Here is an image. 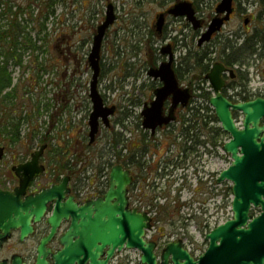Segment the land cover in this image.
<instances>
[{"label": "rangeland", "instance_id": "374dc122", "mask_svg": "<svg viewBox=\"0 0 264 264\" xmlns=\"http://www.w3.org/2000/svg\"><path fill=\"white\" fill-rule=\"evenodd\" d=\"M162 1L53 0L54 13L46 20L45 4L49 0H2L0 13L3 16H0V24L5 25L8 19L13 18L15 30L19 29L20 33L30 37L37 47L33 50L19 45L17 53H23L21 63L15 64L9 60L6 65L12 83L2 94L10 92L11 98L5 103L0 121L18 124L19 138L13 141V135L0 136V145L4 148L0 161V182L3 185L13 187L17 183L11 167L28 160L30 154L43 143L47 144V148L41 163L47 166L49 173L59 169V162H62L64 165L74 163L84 166L91 171V175L99 173L102 163L111 161L114 150L121 151L120 144L114 149L111 147L113 132L126 131L124 137L129 140L128 144L131 142L135 145L137 140L141 146L147 144L148 139L138 137V116L143 102L150 96L152 80L146 73L147 69L151 61L159 56L157 49L160 43L153 37L151 24ZM108 3L112 4L118 18L109 26L108 34L103 39L98 91L108 103L117 106V113L110 116L108 127L100 122V130L98 128L93 143H90L88 117L92 109L89 98L92 69L88 64V55L92 46V32L104 17ZM252 5L255 6V3ZM9 9L10 13L6 17L4 14ZM255 62V67L248 68L249 75L254 79L264 69V55L257 52ZM196 126L200 128L198 124ZM213 126L208 123V127ZM162 130L168 131L170 128ZM207 135L209 137L208 130ZM157 139L158 145L151 141L150 147H154L161 157L157 153H147L144 160L146 168L124 161L118 153V161L125 162L129 167L136 166L133 174L136 180L143 181L144 189H140V192L136 182L132 185L130 194L133 203L137 202L136 195L142 196L140 205L144 209L155 210L154 228L148 232V236H152L158 229L163 234L160 238L163 242L183 232L188 235H184L188 239V246L203 247V233L206 229L202 226L212 228L215 223L220 224L230 216V197L217 199L216 192L209 188L215 186L219 171L228 165L229 160L219 148L227 136L213 133L211 140L208 138L206 162L203 155L201 159L200 152L189 154V159H193L189 167L191 177L184 187H180L177 180L182 173H186L181 169L182 163L172 170L169 177L176 179V183L166 181L168 170L174 166L171 162L163 163L172 155V159H175L176 155L182 157L181 154L175 152L172 146L173 151L165 149L171 143L163 131ZM136 156L142 161L139 152ZM49 157L51 163L47 160ZM157 158L160 160L157 166L159 173L164 174V168L167 167L162 177L152 169L156 165L153 161ZM203 169L206 170L208 181V195L203 196L204 201L200 198V190L205 186L202 183L194 184ZM154 181L158 182L154 184ZM193 193L195 196L189 198ZM177 195L180 197L176 198ZM42 233L43 230L38 226L23 242L18 241V235L14 234L0 248V259L17 253L32 261Z\"/></svg>", "mask_w": 264, "mask_h": 264}, {"label": "water", "instance_id": "95a60500", "mask_svg": "<svg viewBox=\"0 0 264 264\" xmlns=\"http://www.w3.org/2000/svg\"><path fill=\"white\" fill-rule=\"evenodd\" d=\"M232 1L220 0L217 12H226V15L211 21L199 43L208 40L212 32L228 19ZM170 11L174 14H187L189 18L193 14L190 4L185 2H180ZM114 19L113 6L109 3L103 22L97 26L88 55V64L92 69L89 88L92 109L88 117L90 143L97 135L99 123L108 127L110 116L115 112V106L105 105L98 91L102 40ZM157 20L159 27L162 21L161 18ZM193 25L196 27L197 23L193 22ZM220 66L219 63L214 64L207 74L214 88L209 103L221 128L230 135V139L223 145V151L231 155L232 161L220 172L217 182L226 179L233 183V216L206 233L204 239L207 241V248L199 255L198 261H194L181 247V241L177 240L166 244L160 256V264H167L168 259L173 264H264V124L259 125L260 119L264 117V98L257 97L236 104L229 102L220 93ZM148 74L159 76L162 81V85L154 90L153 100L144 104L141 110L143 127L154 133L157 127L167 125L174 119V109L179 102L185 106L188 92L178 86L171 67V57L158 68H150ZM171 93L175 99L165 114L164 102ZM231 110L242 112V129L235 125ZM46 148L47 144H41L30 154L28 160L11 167L18 178L14 189H2L0 186V247L11 236L12 231L18 230L20 241L31 234L34 230L33 223L41 221L46 204L55 200L54 209L47 217L49 232L37 245L35 264H48L47 255L55 259L54 264H108L114 252L124 248L139 249L142 263L155 264V243L144 237L145 231L152 227L151 218L146 212L129 207L127 188L132 176L121 164L110 168L109 186L104 195L82 205L75 203L72 197L62 201L67 178L35 195H26L32 180L45 170L40 157ZM3 155L4 148L0 145V160ZM250 204L260 206L262 212L256 217L249 215ZM63 218L69 224L59 236L61 248L55 253L47 244L55 236ZM0 264H7V259L0 261ZM10 264L29 263H25L20 255L13 254Z\"/></svg>", "mask_w": 264, "mask_h": 264}, {"label": "flooded vegetation", "instance_id": "af4514ba", "mask_svg": "<svg viewBox=\"0 0 264 264\" xmlns=\"http://www.w3.org/2000/svg\"><path fill=\"white\" fill-rule=\"evenodd\" d=\"M246 1L247 2H243L241 0H233L232 10L229 13L228 19L223 22L222 26L219 29L212 32L208 40L201 43H199V40L202 37V35L208 30V26L211 23V21L216 17H224L226 15V12L223 13L217 12V7L220 3V0H163L162 3L159 4L157 11L154 13V19L151 24L153 37L155 38L157 43L158 42L160 43L157 49L159 51V56L153 62L151 61L150 63L151 65L150 67H148L146 72L149 78L152 80V85H150L151 86L150 94H149L150 96L149 98L146 97V100L142 104V108L144 104L146 103L149 104L153 100L154 90L162 85V81L159 76L154 77L148 74L149 69L158 68V66L162 62L168 60L169 57H171V67L173 69L175 78L178 82V86L180 89L187 90L188 99L185 106H182L181 102H179L176 108L174 109V113H173L174 119L171 122H169L167 125H162L160 127H157L154 133H151L149 129H145L143 127L142 115L140 111L138 116L140 127L139 130H137L140 135L138 137L141 136L143 139L145 138L148 139V141L147 144H144L143 146H141V142H139L138 140L135 145H133L131 142L128 144L129 140L127 138L125 139L124 137L126 131L123 132L121 131V141L119 143L121 149L120 156L121 158H124V161H131L132 163L134 162V164L136 163L137 166L142 165L144 167L145 164L144 160L146 159L145 155L147 153H153V155H155V153L158 154L157 150L154 149V147L153 148L150 147V143H152L151 141H153L156 142L158 145L159 139L157 138L159 134L161 135V132L163 131L164 135H166L167 137V141L171 143L170 145L167 146L168 148L165 149L167 151H173V149L171 148L172 146L175 152H179V154H181L182 156V157H178L175 154L176 155L175 159H172L173 158L172 155L170 158H168V161L165 160L163 162L164 164H169L171 162L172 165L174 166V168L171 166L170 170H168L166 174L167 175L166 181L168 180V182L176 183V179H170L169 177L173 173L172 170L177 168L182 163L181 169L184 170L186 173H182L180 177L177 179L180 182V185L179 184L178 185L180 187L181 186L184 187L189 183L188 181L191 177V174L189 172V167L191 165V162L193 161V159L192 160L189 159L190 158L189 154L191 152H195V153L200 152L201 159L203 155V158L206 162V156L208 152L207 110L209 109L210 112H214L212 106L209 103V99L214 94V88L212 86L210 79L207 77V74L210 72L211 67H213L214 64L217 63L221 64L220 72H219V80L221 82L220 93L229 102H231L232 104H236V103L251 101L257 97L264 98V69H262L261 74L260 73L258 75L255 74L257 76V78L255 79L252 77V75L250 76L248 72V68L256 66V62H255L256 54L259 51L250 55L247 59H245V61H243L242 64H240L237 50L233 51L231 58L229 59L228 57L225 58V56L228 55L230 52V44L236 46L245 39L251 40L253 38V32L254 29L257 27L258 18L261 15L264 16V11L261 8L260 2L256 0H252V1L246 0ZM180 2H185L190 4V8L193 11V14L192 16H190V18L187 16V14H174L170 11ZM254 3L255 6L252 5ZM113 12H114V7H113ZM104 17H102L98 25L103 22ZM117 18L118 17L115 14V19L113 23L117 20ZM158 18H161L162 21L161 26L159 27L157 26ZM193 22L197 23L196 27H194ZM112 24H110L109 26H111ZM108 28L105 31L104 37L108 34L107 33ZM96 29L97 27L92 32V40L94 34L96 33ZM102 46H103V40L101 47ZM100 71H101V65H100ZM251 82H253V84H249ZM102 98L105 105L107 106L114 105L113 103H108L104 97ZM173 99H175V97L171 93L169 97L165 100L164 102L165 114L168 113V108ZM114 106H115V112L113 115L117 113V106L116 105ZM231 113L235 125L239 129H242L243 128L242 112L240 110H233V111L231 110ZM197 124L199 125L198 127H200L199 129L196 126ZM263 124H264V117H262L259 122V125H263ZM216 125L221 128V124L219 122H217ZM100 127H101V123L99 125V130ZM164 128H170V130L164 131L162 130ZM185 131H187V134ZM221 131L222 132H220L219 134H221V136L223 135L227 136L226 141H228L230 139L229 133L223 131L222 128ZM167 141L166 144L168 143ZM224 143L219 148L222 155L227 157V159L229 160V162H227L229 165L232 161V158L229 153L223 151L222 147ZM238 149H240V147ZM136 151L139 152L142 161H140L138 156H136L137 155ZM43 154L40 157V162L43 159ZM238 154L241 153H239L238 151ZM135 156L137 158V161L134 160ZM158 157H161V155H159ZM153 162L156 163V165L153 166V168L150 165L147 166H150L149 168H152L153 170L157 171L158 169L157 166L158 164H160L159 158L154 159ZM111 163H112L111 161L107 164L102 163L100 165L99 173L97 174L92 173V175H91V171L88 168L84 166H77L74 163H67V165H64V163L59 162V169L58 168L54 169V172L52 174L49 173L47 166L44 165L45 166L44 172L32 180L26 192V195L28 194L35 195L36 193L41 192L45 188H49L53 185L60 184L63 178H67L66 185L63 188V193L65 197L64 199H62V201L66 200L69 197H72V200L75 203H77L78 205H82L84 202L88 200H93L96 199L97 197L104 195V193L106 192L109 186V171L112 166ZM120 164L125 169H128L132 176L131 183L127 188L129 207L136 208L138 211H143L144 210L143 205H140V202L142 201V196L136 195L137 202L133 203V197L130 194L132 185L135 184V182L137 183L136 186L139 192L140 189H144L143 181L136 180L135 175L133 174L135 173L134 168L136 166L129 167L123 161H120ZM63 166L64 167L66 166L65 170L64 168H62ZM62 169L64 171H60ZM105 169L106 170L108 169L107 172H104ZM223 169L219 171L218 176ZM166 170L167 167L164 168V174H161L158 171L157 174L162 177L163 175H165ZM148 175H150V173H148ZM12 176L14 179L17 180V183L13 187H9V186L7 187L0 182L1 188L12 190L14 187H16V185L18 184V178L15 175ZM158 180H160V178H158ZM157 182L158 181H154V184H156ZM201 183L205 186V188H201L200 190V196H201L200 198L201 200L204 201L205 197L203 196L208 195L207 194L208 181H207V173L205 169L200 171V176L194 184H201ZM232 185L233 183L226 179L220 181L219 183L217 182V198L219 199L220 197L222 198L223 196L224 197L226 196L225 198L230 197L229 200L231 199L232 201L233 199ZM192 196L193 197L195 196L194 193L189 197ZM178 197L180 196L177 195L176 198ZM55 202L56 201L53 200L46 204L45 214L40 222L33 224L34 230L31 234H29L26 238L20 241L18 230L12 231L11 236L8 238V240L14 234H17L18 241L23 242L27 240L34 233V231L38 229L39 226L43 230L42 236L39 239L40 241L41 238L49 232L50 227L47 222V216L52 213L55 206ZM261 212L262 210L260 206H254L253 204H250L249 215H251L252 217H256ZM229 213L230 216L227 219H231L233 216L232 203L230 204ZM226 220H224L220 224L224 223ZM68 224L69 222L66 221L65 218H63L57 227L55 236L47 244V247H49L52 252L56 253L61 248V244L59 242V236L67 229ZM220 224H216V225H220ZM203 228L206 229V232L203 233L204 234L203 239H204L208 227H203ZM148 232L149 231L145 232L144 237L147 241H153L155 243V248H154V253L156 256L155 264H160V256L164 247L166 246L167 243L172 241L180 240L181 247L185 249L194 258L193 259L194 261H198L197 259L199 255H201L207 248V241H205V239H204L203 247L197 248V247H193V245L192 247L188 246V242H187L188 239H186V237L184 236L186 235L188 237V235L186 233L184 234L183 232L181 233L182 236L176 233V235L171 237L170 240H165L163 242L160 241L161 240L160 238L163 236V234L159 232L158 229H156V232H154L152 236H148ZM7 241H5L3 244H5ZM13 254H17V253H13ZM36 255L37 254L35 253V257L32 261H28L23 256L21 255L20 256L23 258V261L25 263L35 264ZM11 256L9 258H2L0 259V261L7 259V264H10ZM46 261L48 264L55 263V259L52 258L50 255H47ZM108 264H144V263L141 262V251L139 249L124 248L121 251H115L112 258L108 261ZM167 264H173V263L171 262V260L168 259ZM250 264H253V262H251Z\"/></svg>", "mask_w": 264, "mask_h": 264}, {"label": "trees", "instance_id": "16d2710c", "mask_svg": "<svg viewBox=\"0 0 264 264\" xmlns=\"http://www.w3.org/2000/svg\"><path fill=\"white\" fill-rule=\"evenodd\" d=\"M258 2L261 3V8L264 11V0H257ZM2 0H0V3ZM46 7V20L50 15H53L54 13V3L53 0H49L48 3L45 4ZM11 8V5L10 7ZM19 9V6H18ZM10 10H8V13L4 14L6 17L9 15ZM3 13H0V16ZM17 14V12H15ZM262 16V15H261ZM259 16L258 18V23L257 27L254 29L253 32V38L251 40L245 39L241 41L238 45L233 46L230 44V52L228 55L225 56L229 58L232 57L233 51H238V57L240 64L245 61L250 55L254 54L255 52L259 51L264 55V16ZM12 19H8L7 23L5 25L0 24V47L1 53H2V61L0 62V114H2L3 108H5V103L10 100L11 95L10 92H5L2 94L4 90L7 88H10L11 86V77L9 73L7 72L6 65L9 60H13L15 64H20L21 63V58L23 53H17L19 45H21L23 48H31L33 50H36L37 47L34 42H32L31 38H27V36L23 35L20 33L19 29L15 30L14 25L12 23ZM22 34V37L20 36ZM39 48V47H38ZM19 52V51H18ZM2 94V95H1ZM209 109L207 110V113H210L208 115V123L214 124L213 127H207V130L209 132V140H211L213 133L214 134H219L221 131V128L216 125L217 119L214 115L213 112H208ZM0 136H5V135H13L12 140L16 141L19 138V128L18 124H13V122H3L0 121ZM111 135L114 136L112 138L111 142V147L114 149L116 146L120 143L121 141V133L120 132H113ZM119 151L115 150L113 151V155H115L116 161L119 162ZM49 163L50 157L47 158ZM64 167V166H63ZM66 168V166L64 167ZM59 173V172H58Z\"/></svg>", "mask_w": 264, "mask_h": 264}, {"label": "built area", "instance_id": "2783aa9c", "mask_svg": "<svg viewBox=\"0 0 264 264\" xmlns=\"http://www.w3.org/2000/svg\"><path fill=\"white\" fill-rule=\"evenodd\" d=\"M215 187H216V189H215ZM212 188V190L214 191V192H216V194H215V196H216V198H217V184L215 185V186H213V187H211ZM190 198V197H189ZM218 199V198H217ZM146 206V205H145ZM143 209H144V207H143ZM144 210H147L148 211V213L151 215V216H154L155 215V210H150V209H148V208H145Z\"/></svg>", "mask_w": 264, "mask_h": 264}]
</instances>
